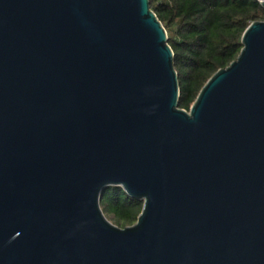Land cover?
<instances>
[{
	"label": "water",
	"instance_id": "95a60500",
	"mask_svg": "<svg viewBox=\"0 0 264 264\" xmlns=\"http://www.w3.org/2000/svg\"><path fill=\"white\" fill-rule=\"evenodd\" d=\"M242 45L186 111L150 0H0V264H264V21Z\"/></svg>",
	"mask_w": 264,
	"mask_h": 264
},
{
	"label": "trees",
	"instance_id": "16d2710c",
	"mask_svg": "<svg viewBox=\"0 0 264 264\" xmlns=\"http://www.w3.org/2000/svg\"><path fill=\"white\" fill-rule=\"evenodd\" d=\"M167 31L179 75V108L189 111L207 81L227 68L242 50V36L254 22L264 21L259 0H150ZM106 217L120 228L132 226L143 203L121 187L102 195Z\"/></svg>",
	"mask_w": 264,
	"mask_h": 264
}]
</instances>
